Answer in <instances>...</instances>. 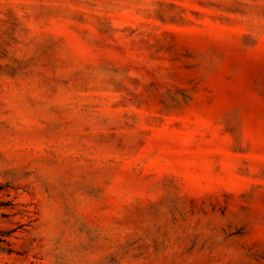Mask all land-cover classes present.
<instances>
[{
	"label": "rangeland",
	"instance_id": "obj_1",
	"mask_svg": "<svg viewBox=\"0 0 264 264\" xmlns=\"http://www.w3.org/2000/svg\"><path fill=\"white\" fill-rule=\"evenodd\" d=\"M0 264H264V0H0Z\"/></svg>",
	"mask_w": 264,
	"mask_h": 264
}]
</instances>
